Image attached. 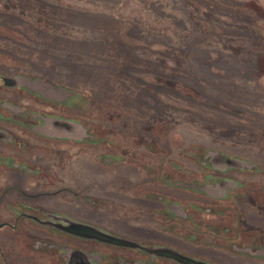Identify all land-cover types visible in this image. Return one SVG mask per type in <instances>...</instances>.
I'll return each mask as SVG.
<instances>
[{"label":"rangeland","instance_id":"obj_1","mask_svg":"<svg viewBox=\"0 0 264 264\" xmlns=\"http://www.w3.org/2000/svg\"><path fill=\"white\" fill-rule=\"evenodd\" d=\"M0 123L47 143L28 163L56 174L0 185L191 259L264 264V0H0Z\"/></svg>","mask_w":264,"mask_h":264},{"label":"flooded vegetation","instance_id":"obj_2","mask_svg":"<svg viewBox=\"0 0 264 264\" xmlns=\"http://www.w3.org/2000/svg\"><path fill=\"white\" fill-rule=\"evenodd\" d=\"M29 122L23 121L29 128L41 125L39 121L35 124ZM12 125L0 123V145L7 150H0L5 153L0 155V161L8 154L12 158L9 166L0 169V176L9 181L11 174L20 173L26 178V187L34 184L42 190L49 189L55 183V172L46 165L28 163L37 151L48 156L44 151H49V145L27 136L33 135L27 126ZM21 158L26 162L20 164L18 160ZM12 184L4 182L0 185V264H157L159 259L167 264H211L176 254L172 244L167 242L139 240L137 235L108 234V230L91 223L73 220L65 216L64 210L49 209L37 201L39 197L28 196ZM11 191L20 196L8 198ZM63 192L55 190L54 193L61 195ZM241 221L261 229L250 217H242ZM131 252L150 257L142 261L137 256H126ZM107 253L116 256H109L110 259L106 260Z\"/></svg>","mask_w":264,"mask_h":264}]
</instances>
